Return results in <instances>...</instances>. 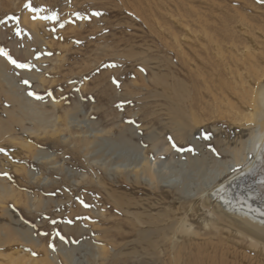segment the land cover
<instances>
[{"label": "rangeland", "instance_id": "obj_1", "mask_svg": "<svg viewBox=\"0 0 264 264\" xmlns=\"http://www.w3.org/2000/svg\"><path fill=\"white\" fill-rule=\"evenodd\" d=\"M202 2L0 0V264H170L156 231L171 232L176 196L225 225L205 196L240 169L233 144L250 151L253 112L231 96L236 110L204 94L195 111L184 103ZM112 189L135 208L115 206Z\"/></svg>", "mask_w": 264, "mask_h": 264}, {"label": "bare ground", "instance_id": "obj_2", "mask_svg": "<svg viewBox=\"0 0 264 264\" xmlns=\"http://www.w3.org/2000/svg\"><path fill=\"white\" fill-rule=\"evenodd\" d=\"M212 1L215 0H204L199 8L200 35L185 37V43L192 41L199 45L193 47L187 43L181 59L186 76L184 103L195 111L203 104L204 94L224 112L227 108L236 110L238 107L231 103L230 96L237 99L245 110L253 112L252 118H244L254 126L252 145L248 152L242 141L234 142L240 169L206 193V203H213L217 212L223 215L224 226L204 219L195 202L183 205L180 197L176 196L173 197L178 204L173 213L176 222L169 226L171 232L165 227L156 233L172 243L169 247L170 264H179L181 257L182 260L185 258L182 264H264V49H257L259 42L255 41L256 34L264 35V6L247 0ZM240 50L243 53L238 54ZM256 51L261 52L258 54ZM189 116L194 126L200 125L194 112ZM18 120L13 125L17 129L20 126ZM178 123L182 128L185 126L180 120ZM59 131L55 129L51 135L55 136ZM26 143L15 146L21 150L25 148L34 156L33 146ZM17 171L22 169L19 167ZM8 193L3 189L4 195ZM108 194L119 197L115 206L121 210L128 206L135 208L125 192L112 189ZM158 195L163 199L167 197L162 191ZM14 201L16 206L27 203L17 197ZM163 216L167 217V213ZM149 234L150 230H145L132 235L144 240ZM98 253L104 256L108 251L104 247ZM4 256L0 254L1 258Z\"/></svg>", "mask_w": 264, "mask_h": 264}, {"label": "snow or ice", "instance_id": "obj_3", "mask_svg": "<svg viewBox=\"0 0 264 264\" xmlns=\"http://www.w3.org/2000/svg\"><path fill=\"white\" fill-rule=\"evenodd\" d=\"M30 6V5H29ZM94 15H99V13H94ZM53 19H55V16L52 17ZM11 59V58H9ZM13 64H16L17 67H20V68H24V67H27L28 65L26 64H18L15 60H12L11 61ZM141 71H143V69H141ZM25 83H27V81H25ZM0 151H3L2 149H0Z\"/></svg>", "mask_w": 264, "mask_h": 264}]
</instances>
